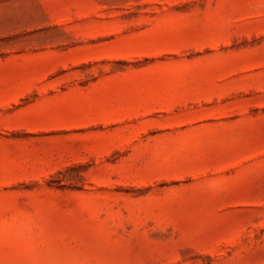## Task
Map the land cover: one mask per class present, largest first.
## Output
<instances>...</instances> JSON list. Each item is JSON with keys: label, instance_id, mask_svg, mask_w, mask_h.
<instances>
[{"label": "rangeland", "instance_id": "rangeland-1", "mask_svg": "<svg viewBox=\"0 0 264 264\" xmlns=\"http://www.w3.org/2000/svg\"><path fill=\"white\" fill-rule=\"evenodd\" d=\"M0 264H264V0H0Z\"/></svg>", "mask_w": 264, "mask_h": 264}]
</instances>
